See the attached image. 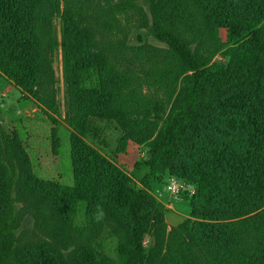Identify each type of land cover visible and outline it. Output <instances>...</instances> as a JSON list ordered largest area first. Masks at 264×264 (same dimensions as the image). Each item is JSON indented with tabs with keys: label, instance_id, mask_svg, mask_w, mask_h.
I'll list each match as a JSON object with an SVG mask.
<instances>
[{
	"label": "trees",
	"instance_id": "16d2710c",
	"mask_svg": "<svg viewBox=\"0 0 264 264\" xmlns=\"http://www.w3.org/2000/svg\"><path fill=\"white\" fill-rule=\"evenodd\" d=\"M57 52L73 183L34 176L0 132V264H264V0H0V76L52 122L54 154ZM128 141L147 147L139 184L98 147ZM172 176L193 192L167 228ZM26 215L42 236L22 240Z\"/></svg>",
	"mask_w": 264,
	"mask_h": 264
},
{
	"label": "rangeland",
	"instance_id": "374dc122",
	"mask_svg": "<svg viewBox=\"0 0 264 264\" xmlns=\"http://www.w3.org/2000/svg\"><path fill=\"white\" fill-rule=\"evenodd\" d=\"M54 26L59 31V21L54 19ZM140 32L143 38L150 43H156L144 29ZM54 71L57 79V99L59 102L60 116H58V153L54 154L51 148V128L52 122L47 115L39 110L31 99L21 97L19 91L9 82L0 76V132L11 134L15 131L21 141L22 147L27 154L31 172L37 178L60 182L72 185L73 177L69 155V129L63 117L65 110L63 105V83L60 53L57 52V59L54 62ZM102 127L103 123L100 122ZM118 132L113 127L103 128V138L109 143L110 149L117 145L116 136ZM90 140V139H89ZM105 154L112 158L115 163L123 168L139 184L140 178L148 172V167L144 165L147 158V147L135 142L128 141L126 151L113 154L110 149H103ZM167 181V180H166ZM167 184L158 188L159 198L163 202L165 210V221L167 228L178 225L188 216V203L185 196H188L192 187L188 186L181 191L182 199L176 201L169 196L166 188ZM22 240H33L42 236L41 230L36 224L34 217L26 215L19 227ZM105 250L113 255L112 241H105Z\"/></svg>",
	"mask_w": 264,
	"mask_h": 264
},
{
	"label": "built area",
	"instance_id": "2783aa9c",
	"mask_svg": "<svg viewBox=\"0 0 264 264\" xmlns=\"http://www.w3.org/2000/svg\"><path fill=\"white\" fill-rule=\"evenodd\" d=\"M188 186L184 185L182 182L177 177H170L168 182H167V192H169V196L176 200L179 201L182 199L181 197V191H183L184 188ZM193 192V189L190 190V193Z\"/></svg>",
	"mask_w": 264,
	"mask_h": 264
},
{
	"label": "clouds",
	"instance_id": "9594fccd",
	"mask_svg": "<svg viewBox=\"0 0 264 264\" xmlns=\"http://www.w3.org/2000/svg\"><path fill=\"white\" fill-rule=\"evenodd\" d=\"M82 204H85L86 202H81ZM105 216H106V213L104 212V209L97 205L96 207V211L93 215V219L99 223V222H102L104 219H105Z\"/></svg>",
	"mask_w": 264,
	"mask_h": 264
}]
</instances>
